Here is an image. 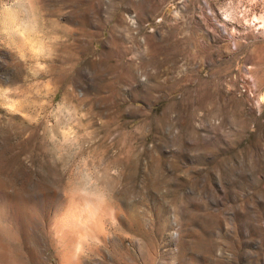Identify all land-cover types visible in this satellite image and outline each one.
<instances>
[{"label": "rangeland", "instance_id": "374dc122", "mask_svg": "<svg viewBox=\"0 0 264 264\" xmlns=\"http://www.w3.org/2000/svg\"><path fill=\"white\" fill-rule=\"evenodd\" d=\"M5 3L0 264H264V0Z\"/></svg>", "mask_w": 264, "mask_h": 264}, {"label": "bare ground", "instance_id": "6f19581e", "mask_svg": "<svg viewBox=\"0 0 264 264\" xmlns=\"http://www.w3.org/2000/svg\"><path fill=\"white\" fill-rule=\"evenodd\" d=\"M64 199H65V207H64V211H63L62 215L59 218H57L54 221V223L50 226V228L48 229L50 234H52L54 236V239L57 240L58 243L60 242V243H63V245L64 244L66 245L69 242H72L73 237H75V236L77 237L76 234L79 233L82 228L85 229L84 227L88 228V231L90 232V234L98 237V234H100L99 231H101L99 229H104V228H98L99 225H101L103 222V221L101 222L100 219L102 218L101 215L104 211L103 209H101V205L99 204L100 202L98 203L99 200L97 202L88 201V200H86L85 202H82V199L78 200L79 198L77 199L76 197H74L72 195L67 196ZM107 214L109 215V213H107ZM101 227H103V226L101 225ZM83 232H86V231H83ZM86 233H84V234H86ZM79 238H81V237H79ZM83 239H87V238L86 237L84 238V235H83ZM83 239H81V240H83ZM99 239H100V237H99ZM83 242L84 241H82V243ZM79 245H80V243H79ZM78 248H79V246H78ZM60 251H61V249H60ZM77 252H78V250H77Z\"/></svg>", "mask_w": 264, "mask_h": 264}, {"label": "clouds", "instance_id": "9594fccd", "mask_svg": "<svg viewBox=\"0 0 264 264\" xmlns=\"http://www.w3.org/2000/svg\"><path fill=\"white\" fill-rule=\"evenodd\" d=\"M13 5L32 23H35L40 16V0H12ZM0 4L6 10L10 9L12 5L5 3V0H0ZM85 195H95V193H85Z\"/></svg>", "mask_w": 264, "mask_h": 264}]
</instances>
